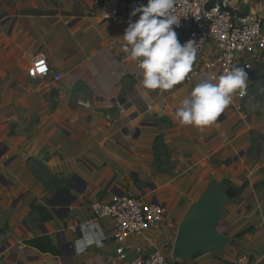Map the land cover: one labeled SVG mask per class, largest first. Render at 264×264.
I'll return each instance as SVG.
<instances>
[{
    "label": "crops",
    "instance_id": "1",
    "mask_svg": "<svg viewBox=\"0 0 264 264\" xmlns=\"http://www.w3.org/2000/svg\"><path fill=\"white\" fill-rule=\"evenodd\" d=\"M103 1L0 0V264H111L112 218L89 221L92 204L115 194L167 209L160 229L128 238L130 258L157 246L180 264H233L240 253L264 264V50L238 57L244 98L237 90L211 126L182 125L176 108L199 78L144 89L121 47L127 22L107 18ZM234 2L264 19V0ZM218 53L208 42L193 68ZM36 57L51 72L31 78ZM208 190L223 247L174 257Z\"/></svg>",
    "mask_w": 264,
    "mask_h": 264
},
{
    "label": "built area",
    "instance_id": "2",
    "mask_svg": "<svg viewBox=\"0 0 264 264\" xmlns=\"http://www.w3.org/2000/svg\"><path fill=\"white\" fill-rule=\"evenodd\" d=\"M211 0H176L175 14L181 17V26L177 29L188 31L189 39L198 42V53L202 54L208 42H214L219 53L213 59H205L203 66L193 68L186 77L187 81L201 78L204 74L219 75L226 69L239 66L238 57L243 52L259 46L264 50V19L255 14H239L234 0H216L206 8ZM147 0H104V15L114 22H128L133 6L146 3ZM139 15V14H138ZM137 17H131L135 20ZM51 72L45 57L33 58L28 74L31 78H40ZM244 98L245 94H238ZM241 108V107H239ZM90 223L109 216L114 222V238L119 243L117 257L111 264H180L179 260L168 257L159 247L143 256L130 258L125 242L133 235H144L149 228L160 229L167 209L156 201L147 202L142 197L115 194L107 202L92 204ZM78 226H72L74 231ZM233 264H254L248 253H240Z\"/></svg>",
    "mask_w": 264,
    "mask_h": 264
},
{
    "label": "clouds",
    "instance_id": "3",
    "mask_svg": "<svg viewBox=\"0 0 264 264\" xmlns=\"http://www.w3.org/2000/svg\"><path fill=\"white\" fill-rule=\"evenodd\" d=\"M175 6L176 0H147L133 6L121 36L122 50L136 62L146 90L172 89L188 77L196 61L198 42L178 39L181 17L175 14ZM247 81L248 72L239 66L219 75L204 74L180 101L174 118L182 125L211 126L237 90L243 94Z\"/></svg>",
    "mask_w": 264,
    "mask_h": 264
},
{
    "label": "water",
    "instance_id": "4",
    "mask_svg": "<svg viewBox=\"0 0 264 264\" xmlns=\"http://www.w3.org/2000/svg\"><path fill=\"white\" fill-rule=\"evenodd\" d=\"M215 2L211 0L206 8ZM216 215L212 193L208 190L198 199L192 216L180 226L173 250L174 257L188 259L207 248H222L225 238L214 228Z\"/></svg>",
    "mask_w": 264,
    "mask_h": 264
}]
</instances>
